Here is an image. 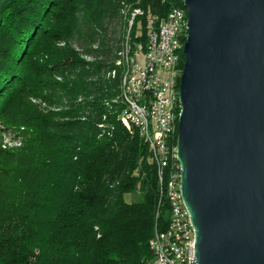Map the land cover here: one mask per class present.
<instances>
[{
  "label": "trees",
  "instance_id": "1",
  "mask_svg": "<svg viewBox=\"0 0 264 264\" xmlns=\"http://www.w3.org/2000/svg\"><path fill=\"white\" fill-rule=\"evenodd\" d=\"M120 1L129 10H143L134 17L131 43L146 41L150 14L159 20L183 5L182 0H0V125L37 129L40 116L26 103L18 107L21 117L7 105L35 95L42 74L52 70L71 76L65 92L75 105L74 120L60 125L69 135L52 143L49 183L42 192L35 184L21 191L18 169L0 149V264H142L155 228L168 224L149 146L119 99L118 74H100L114 67L105 23H126ZM87 36L104 45L99 51L104 63H85L74 48L89 41ZM183 61L181 51L180 67ZM91 74L99 76L87 80ZM39 153L34 152L37 162ZM133 193L137 201L125 199Z\"/></svg>",
  "mask_w": 264,
  "mask_h": 264
},
{
  "label": "water",
  "instance_id": "2",
  "mask_svg": "<svg viewBox=\"0 0 264 264\" xmlns=\"http://www.w3.org/2000/svg\"><path fill=\"white\" fill-rule=\"evenodd\" d=\"M179 191L196 264H264V0H182Z\"/></svg>",
  "mask_w": 264,
  "mask_h": 264
},
{
  "label": "rangeland",
  "instance_id": "3",
  "mask_svg": "<svg viewBox=\"0 0 264 264\" xmlns=\"http://www.w3.org/2000/svg\"><path fill=\"white\" fill-rule=\"evenodd\" d=\"M120 3V19L122 23H126L119 24L116 19L111 20L109 23H105L107 24V36L111 40L112 54L114 55L110 62L113 63L114 67L106 71L105 68H102L100 74L103 77H113L116 74H118L119 77L120 67L117 63L119 52L124 47L123 45L125 44L127 34L129 33L130 35L133 30H131L132 27H129L130 5L124 1H120ZM135 30L138 33L141 31L139 21L136 22ZM87 37L89 38V36ZM102 47H104V45H100L98 40L93 42L91 39L89 41L88 39H84L81 40L80 43L74 44V48L80 53L85 63H104L106 60H104L103 56L99 53ZM85 67L89 72L93 71L90 66ZM98 76V74H91V76L87 75L86 79L95 80ZM70 78L71 76L67 73L62 75L55 72V70H52L50 73L45 72L42 74L41 80L38 83L39 91L33 92L35 95H31V93L24 94L22 100H16L7 105V110L9 109L10 113L15 112L13 116L18 117L19 115L21 117V114L23 116L25 115L18 107L26 103L33 109L34 115L40 116L41 119L40 125L37 126L36 130L25 127L24 125H18L12 129L0 125V149L8 151V162H11V165L17 167V177L20 178V183L23 186L21 187V191H31L32 186L35 184L38 188L40 187L39 189H41L42 192L49 183V176L46 177L45 173L47 171L49 175V171L51 170L50 167L53 160H51L50 156H52V154L49 152L52 151L50 150L52 149V143L55 140L61 139L64 135H67V133L69 135L67 126L60 125L64 121L71 122L75 118V116H70L75 113L73 111L75 105L67 98L65 92V85ZM56 125H58L59 128H56ZM63 144H65V142L59 143L58 151ZM36 150L40 151L38 154V162L37 155L34 154ZM38 182L40 183L37 184ZM124 197L126 200L137 201L139 199V194H125Z\"/></svg>",
  "mask_w": 264,
  "mask_h": 264
},
{
  "label": "built area",
  "instance_id": "4",
  "mask_svg": "<svg viewBox=\"0 0 264 264\" xmlns=\"http://www.w3.org/2000/svg\"><path fill=\"white\" fill-rule=\"evenodd\" d=\"M135 15L139 16V13H135ZM152 20H154V15L150 14L146 41L144 43L138 41L137 62H134L133 72H130L133 98H124L129 111L130 109L139 110L141 121H143L145 109H155L153 128H144L142 136L149 146L151 158L154 161V151L162 152L165 128H169L168 97L169 89L173 88L168 86L167 72L173 71L177 43H180L181 38L174 37V23L178 22L177 7L174 6L173 10L167 11V22L163 28L164 42L161 43L160 48L151 46ZM174 180L176 182L175 167ZM175 225V253H167V247L164 244L167 227L162 231L156 230L155 252H150V256L146 258L148 264H180L179 251L181 247L190 248L192 264H196L194 229L181 195H175Z\"/></svg>",
  "mask_w": 264,
  "mask_h": 264
},
{
  "label": "bare ground",
  "instance_id": "5",
  "mask_svg": "<svg viewBox=\"0 0 264 264\" xmlns=\"http://www.w3.org/2000/svg\"><path fill=\"white\" fill-rule=\"evenodd\" d=\"M173 7L170 10H173ZM175 7L178 8V22L174 23V37L181 39L180 43H177V55H175V61H173V71L167 72L168 86L173 88L169 89L168 97L170 123L169 128H165L164 148H162V152L154 151L153 161L159 187V203L161 200H164L169 208V221L166 226L167 232H165L164 236V244L165 247H167V253H175L176 246L175 195H180V166L176 155L177 120L180 109L178 89L182 72V67H180V52L183 51V44L187 36L186 7L184 4L176 5ZM135 13L141 15L143 14V10L140 7L132 8L129 15V27H131L133 23L134 17L136 16ZM153 15V36H151V46L152 48H160L161 43L164 42L163 28L165 27V22H167V12L165 15L161 16L159 20L157 14ZM147 23L148 25L150 24V16L148 17ZM123 46L124 47L119 52L117 61L120 67L118 96L123 104L124 113L137 128L139 135L143 136L144 128H153L155 109H145L143 121H141L139 110L130 109L129 111L128 108H126L125 98H133L132 77L130 72H133L134 62H137L138 41L131 43L130 35L128 33ZM174 167L176 182L174 180ZM155 236L156 228L148 242L151 252H155ZM179 262L180 264H192L190 248L181 247V250L179 251ZM142 264H148L146 259Z\"/></svg>",
  "mask_w": 264,
  "mask_h": 264
}]
</instances>
